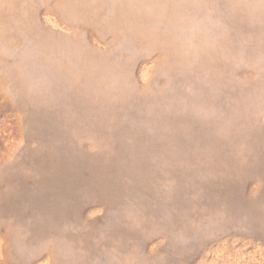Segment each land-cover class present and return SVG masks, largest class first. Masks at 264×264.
Returning a JSON list of instances; mask_svg holds the SVG:
<instances>
[{
    "label": "rangeland",
    "instance_id": "1",
    "mask_svg": "<svg viewBox=\"0 0 264 264\" xmlns=\"http://www.w3.org/2000/svg\"><path fill=\"white\" fill-rule=\"evenodd\" d=\"M0 264H264V0H0Z\"/></svg>",
    "mask_w": 264,
    "mask_h": 264
}]
</instances>
